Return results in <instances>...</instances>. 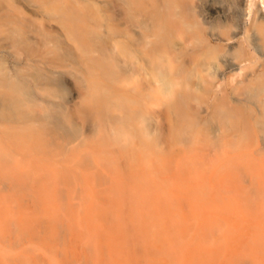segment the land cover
Returning a JSON list of instances; mask_svg holds the SVG:
<instances>
[{
  "label": "bare ground",
  "instance_id": "6f19581e",
  "mask_svg": "<svg viewBox=\"0 0 264 264\" xmlns=\"http://www.w3.org/2000/svg\"><path fill=\"white\" fill-rule=\"evenodd\" d=\"M164 70L185 81L174 95L172 149L182 131L185 156L219 133L210 178L259 203L238 246L229 235L241 223L227 232L219 207L189 193L180 197L187 223L170 211L152 238L142 200L130 204L107 178L101 187L72 175L81 154L113 151L108 134L67 138V123L97 116L138 148L140 114L158 104ZM74 71L85 78L68 106L62 76L76 81ZM201 97L216 127L206 130L201 116L183 127ZM0 139L14 150L0 175V264H264V0H0ZM214 234L218 245L206 238Z\"/></svg>",
  "mask_w": 264,
  "mask_h": 264
},
{
  "label": "rangeland",
  "instance_id": "374dc122",
  "mask_svg": "<svg viewBox=\"0 0 264 264\" xmlns=\"http://www.w3.org/2000/svg\"><path fill=\"white\" fill-rule=\"evenodd\" d=\"M105 37L108 38L106 35ZM78 71L77 73L74 71L76 81L68 75L62 76L64 88L59 100L68 106L77 95L78 83L85 78L84 72L79 74ZM163 76L168 82H165V86L162 83L161 88H159L158 104L147 105L142 108L143 112L140 114L139 122L144 128L145 135L144 140L140 141L138 148H136V141L132 136L125 137V133L114 131L112 128L110 131L107 124L98 119L97 116L94 117L93 122L91 115L90 117L84 116L82 118L75 116L67 123V138L85 137L88 134H92L93 131H96L98 136L108 134L109 143L107 140L106 143L110 144L109 149L113 151L112 154L108 153L109 155H105V150H102L103 153L101 151L99 153L94 152L92 155L96 164L94 163L93 166L89 165V159H93L89 157V153L81 154L80 162L72 175L78 183L81 182L84 175L90 174L98 179L96 181V183L98 182L97 186L103 187L110 183L113 185L115 183L121 184L126 201L131 204L133 202L132 197L137 199V201L142 200V210L145 214L147 229L152 238L155 235L160 237L162 234L161 226L169 221L170 211L174 214L175 223H178L179 227L187 223L185 216L190 215V208L186 200H182L180 197L189 193L194 200L202 202L206 208L211 206L219 207V212L224 217V229H227V232L229 230L233 231L232 227L236 221L241 223L240 231H237L238 234L235 233L233 235L231 233L229 235V238L232 239L231 241L234 240L233 244L238 246L240 243L239 236L243 233L242 230H246L249 227L247 216L253 212L259 203L257 199L249 198V196L241 198L236 195L234 188L224 184L220 180L219 175L212 179L210 178L211 173L217 170V155L216 152L215 154L211 153L210 148L215 149L218 147L220 143L219 133L211 132L208 135V132L205 134L202 140V143L206 145L205 150L193 149L190 154L188 153L185 156L183 146H185L189 136L186 131H182V140L172 149L170 145L172 143V122L180 111L174 100V95L180 90L185 81L183 78L170 74L166 70L162 72L160 79ZM148 79L149 75L144 78L142 76L140 79L141 84L142 82L147 83ZM202 98L190 105V117H188L190 123L183 125V127L189 126L191 120L193 121L197 116L205 119V104ZM205 121L201 122V125H204L206 130L216 127L217 119L215 117H212L209 121L207 116ZM195 135V131H192V136ZM9 143V140L0 139V160L2 161L0 175L2 176L5 174L6 162L11 161V158H13L14 150ZM215 145L216 147H214ZM151 151H155V155L153 156V153H151V159L147 156V161L144 164L143 155L146 156ZM211 157L216 160L209 164L211 163L209 160ZM179 160L182 161L181 169L176 165V161L178 163ZM101 161H105V164H100ZM124 161H126V165L123 164ZM21 168L22 166H19L18 170L20 171ZM203 174H208L205 180L201 178ZM104 178H107L108 182L99 185V181L102 182ZM2 182L5 181L0 180V183ZM261 201L260 204L264 208V204H262L264 200ZM243 236H246L245 231ZM206 238L208 243L213 245H218L219 243L215 234L206 235ZM2 248H4V245L1 242L0 252Z\"/></svg>",
  "mask_w": 264,
  "mask_h": 264
}]
</instances>
